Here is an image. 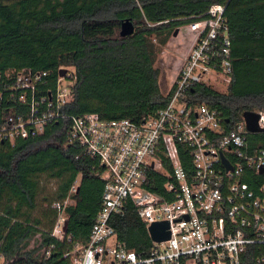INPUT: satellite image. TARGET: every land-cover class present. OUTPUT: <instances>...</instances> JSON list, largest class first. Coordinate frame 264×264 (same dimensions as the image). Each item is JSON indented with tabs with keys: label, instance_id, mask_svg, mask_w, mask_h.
<instances>
[{
	"label": "trees",
	"instance_id": "1",
	"mask_svg": "<svg viewBox=\"0 0 264 264\" xmlns=\"http://www.w3.org/2000/svg\"><path fill=\"white\" fill-rule=\"evenodd\" d=\"M214 4L226 6L232 82L225 93L195 86L187 93L189 100L232 121L244 112L264 110V0H0V124L8 109L23 107L5 89L10 84L6 73L23 69L51 72L46 87L56 85L61 68L74 69L69 79L73 100L62 109L64 115L98 114L137 123L155 115L174 92L161 90L158 55L177 30ZM126 19L135 33L122 37ZM70 125L60 119L42 135L0 144V254L6 261L70 264L66 255L74 245L89 241L105 182L96 161L85 157L80 145L67 143ZM180 157L190 170L183 146ZM42 177L57 182L54 191ZM77 181L74 204L65 210L70 241L59 240L51 235L58 219L53 205L64 203ZM146 187L163 195L160 185ZM112 224L127 249L149 255L153 242L133 205L125 206ZM51 246L50 256L42 255Z\"/></svg>",
	"mask_w": 264,
	"mask_h": 264
},
{
	"label": "built area",
	"instance_id": "2",
	"mask_svg": "<svg viewBox=\"0 0 264 264\" xmlns=\"http://www.w3.org/2000/svg\"><path fill=\"white\" fill-rule=\"evenodd\" d=\"M225 11V5L214 4L178 30L191 43L172 84L173 97L139 123L62 114L73 100L72 71L67 68L60 69L67 72L61 76L59 71L54 87H46L51 72L6 73L10 84L5 89L23 107L5 112L0 144L37 137L52 123L67 119V143L80 145L83 155L96 161L105 182L89 241L74 245L66 255L70 264H264V139H258L264 137V110L247 111L259 117L261 131L252 133L245 112L232 121L187 95L195 86L225 93L221 89L227 91L232 82ZM64 79L71 82L67 88L61 86ZM181 146L189 153L190 170L183 167ZM150 182L160 185L163 195L147 189ZM77 191L78 181L64 203H54L58 219L52 237L70 241L65 210L74 204ZM128 204L148 232L154 224H169L170 238L152 241L146 257L127 249L113 227L112 218ZM51 248H44L42 255L49 257Z\"/></svg>",
	"mask_w": 264,
	"mask_h": 264
},
{
	"label": "rangeland",
	"instance_id": "3",
	"mask_svg": "<svg viewBox=\"0 0 264 264\" xmlns=\"http://www.w3.org/2000/svg\"><path fill=\"white\" fill-rule=\"evenodd\" d=\"M12 1V0H8ZM189 42L187 36L182 33L180 36H176L170 40L169 44L164 47L160 54L158 55L156 67L160 71V86L163 93L166 95L172 87L173 82L177 79V70H179L180 65L184 62L186 55L188 54ZM68 70L73 72V68L68 67ZM71 82L64 79L62 82V88H67ZM221 91L226 92L223 88ZM44 186L49 190L54 191L57 182L53 179H47L42 177ZM33 243L32 246L33 247ZM6 259H0V264H5Z\"/></svg>",
	"mask_w": 264,
	"mask_h": 264
},
{
	"label": "water",
	"instance_id": "4",
	"mask_svg": "<svg viewBox=\"0 0 264 264\" xmlns=\"http://www.w3.org/2000/svg\"><path fill=\"white\" fill-rule=\"evenodd\" d=\"M178 32L179 31L177 30L174 33V37L178 35ZM134 33H135L134 23L130 19L124 20L121 24L120 35L122 37H127V36L133 35ZM66 72H67L66 69H62L60 71V75L65 76ZM244 118L247 123V128L250 132L256 133V132L261 131L258 127L259 117L256 114L251 113V112H245ZM168 230H169V224L167 222L157 223V224L152 225L149 228V234H150L152 241L162 242L170 238V232ZM15 262L16 260L6 261L5 264H15Z\"/></svg>",
	"mask_w": 264,
	"mask_h": 264
},
{
	"label": "crops",
	"instance_id": "5",
	"mask_svg": "<svg viewBox=\"0 0 264 264\" xmlns=\"http://www.w3.org/2000/svg\"><path fill=\"white\" fill-rule=\"evenodd\" d=\"M187 39H188V42H189V48H188V50L190 49V43H191V41H190V38L189 37H187ZM189 52V51H188ZM184 61V60H183ZM183 64V63H182ZM182 64L180 65V67H179V69L181 68V66H182ZM177 74H178V70H177ZM149 233V232H148ZM150 235V234H149ZM151 238V237H150ZM152 240V239H151Z\"/></svg>",
	"mask_w": 264,
	"mask_h": 264
}]
</instances>
